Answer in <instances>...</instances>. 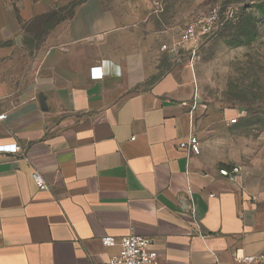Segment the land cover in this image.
Segmentation results:
<instances>
[{"label":"crops","instance_id":"obj_1","mask_svg":"<svg viewBox=\"0 0 264 264\" xmlns=\"http://www.w3.org/2000/svg\"><path fill=\"white\" fill-rule=\"evenodd\" d=\"M175 30L156 0H0V264H108L119 247L101 238L132 234L159 264L264 252V185L222 174L238 116L209 111L177 55L161 61Z\"/></svg>","mask_w":264,"mask_h":264},{"label":"rangeland","instance_id":"obj_2","mask_svg":"<svg viewBox=\"0 0 264 264\" xmlns=\"http://www.w3.org/2000/svg\"><path fill=\"white\" fill-rule=\"evenodd\" d=\"M175 43L183 30L212 10L237 8V19L178 48V65L194 72L197 96L209 111L238 116L233 136L239 176L264 185V0H156ZM163 45H171L165 40ZM167 53L163 51L161 61ZM168 55V54H167ZM162 71V70H160Z\"/></svg>","mask_w":264,"mask_h":264},{"label":"built area","instance_id":"obj_3","mask_svg":"<svg viewBox=\"0 0 264 264\" xmlns=\"http://www.w3.org/2000/svg\"><path fill=\"white\" fill-rule=\"evenodd\" d=\"M237 8L227 7L220 11L217 8L210 10L204 17L191 22L182 32L180 41L169 46H162L161 50L172 55H177L178 48H183L188 42L194 40L199 36L210 35L219 26L222 21L234 22L237 19ZM223 19V20H222ZM91 80H101L103 78L101 67H92L89 70ZM4 115H0V120L4 119ZM230 124L237 123V117L229 119ZM181 149L187 159L193 155H199L201 151V143L196 135L189 134L186 139L179 143ZM14 153H22L21 147L15 145ZM239 167L234 166L228 171H222V174L231 182H235L239 175ZM32 179L40 190H47L48 187L44 183L39 174L33 173ZM190 209L194 210L191 204ZM101 244L107 248L118 246L119 251L116 255L109 259L108 264H159L157 256L149 250L151 239L140 235H129L120 240L112 237L101 238ZM234 262L236 264H264V252L257 255H234Z\"/></svg>","mask_w":264,"mask_h":264},{"label":"trees","instance_id":"obj_4","mask_svg":"<svg viewBox=\"0 0 264 264\" xmlns=\"http://www.w3.org/2000/svg\"><path fill=\"white\" fill-rule=\"evenodd\" d=\"M73 7H75L76 5H72ZM223 20V19H222ZM226 22H228V21H222V25L224 24V23H226Z\"/></svg>","mask_w":264,"mask_h":264}]
</instances>
